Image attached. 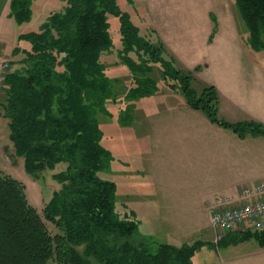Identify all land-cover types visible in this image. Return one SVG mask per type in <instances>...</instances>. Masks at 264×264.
<instances>
[{"label":"trees","instance_id":"1","mask_svg":"<svg viewBox=\"0 0 264 264\" xmlns=\"http://www.w3.org/2000/svg\"><path fill=\"white\" fill-rule=\"evenodd\" d=\"M34 1L11 0L10 15L17 23L31 21ZM63 1L37 29L20 33L22 43L14 53L22 56L7 76L4 114L30 174L39 178L59 163L66 167L53 174L61 187L44 206V215L29 201L21 180L0 175V264H47L50 259L59 264H193L203 241L178 246L145 238L132 213L118 210L116 182L98 175L113 158L101 144L96 119L113 93L101 58L115 44L109 15L120 19L118 55L132 74L129 98L154 94L159 85L153 73L159 68L169 87L180 90L190 106L240 137L264 135V123L223 119L218 89L210 85L198 93L191 71L176 66L159 35L154 42L118 0ZM234 1L250 45L264 50V0ZM47 221L58 231L52 232ZM257 236L264 245V231Z\"/></svg>","mask_w":264,"mask_h":264},{"label":"rangeland","instance_id":"2","mask_svg":"<svg viewBox=\"0 0 264 264\" xmlns=\"http://www.w3.org/2000/svg\"><path fill=\"white\" fill-rule=\"evenodd\" d=\"M118 3L130 14L133 22L142 31L146 34L149 32L154 42H157L156 34L159 35L167 51L169 50L168 54L174 58L175 65L183 70L191 71V83L198 93H201L206 86L214 85L218 89V86L238 80L234 77L235 80L231 79V76L239 65H250L243 71L245 75H240L244 76L240 78L239 84L248 90L251 84L253 85L256 75L250 72H253L254 64L260 60L264 61V50H255L249 45L250 43L248 44L247 26L234 0H118ZM36 4L38 10H35L34 17L21 28L37 29L44 15L60 10L64 1L40 0ZM41 4L47 7L42 15L39 11ZM109 16L115 44L112 51L103 53L101 58L106 65V73L112 81L113 93L105 101V107L97 111L96 119L103 133L101 144L111 151L113 158L107 166L98 171V175L112 181L121 177L119 180L122 188L118 191L119 198L116 197L118 210L122 214L131 212L138 223L137 215H141L140 233L150 241L157 239L159 242L174 244H182L186 241L184 243L190 244L197 239H210V244L203 242L196 250L193 264H231L232 257L237 256V253L259 251L264 247L259 237L231 235L219 246L218 243L226 236L216 242L215 230L206 221L203 223V228L172 226L165 230L152 227L148 219L142 218V215L147 212L124 210L126 206L131 207L132 197H135L133 196L135 191L133 190L132 161L137 162L143 158L152 159V157H155V161L158 160L164 154V140L159 137L156 142L160 144L159 148L154 149L150 147L151 143L147 137H140L143 129L147 128L142 115H147L146 112L139 115L142 108L139 102L141 98L136 101L127 96L132 85V74L118 55L122 45L120 19L113 14ZM216 26L217 30L214 32ZM150 29L153 31L150 32ZM14 61V59L11 60V69ZM247 71L250 72L247 73ZM153 75L158 80L157 91L170 89L167 87L169 86L167 79L163 77L159 68L155 69ZM5 102L3 92L0 98V175L10 174L21 180L25 184L29 201L44 215V206L53 197L55 190L61 187V184L53 178V174L64 169L66 164L59 163L54 169L44 170L39 178H35L26 170L25 158L18 155L10 138L9 117L4 114ZM152 106L155 107L156 102H153ZM226 107L219 105V114L223 119L232 121L235 116L229 114L231 111ZM240 113L242 112H238ZM135 117L138 118L135 119ZM122 159L131 164L121 165ZM178 162L184 163L180 158ZM154 169L160 168L155 166ZM47 223L52 232L58 231L54 223L50 221ZM214 238L215 241H213ZM248 257L250 258L247 264H264V258H258L255 254ZM47 264L59 263L50 259Z\"/></svg>","mask_w":264,"mask_h":264},{"label":"crops","instance_id":"3","mask_svg":"<svg viewBox=\"0 0 264 264\" xmlns=\"http://www.w3.org/2000/svg\"><path fill=\"white\" fill-rule=\"evenodd\" d=\"M37 1L40 0H35L32 5L33 17ZM46 8L40 5L41 15ZM10 11L11 0H0V51L11 60H17L22 56L14 53L15 47L22 43L19 35L30 29L21 28L28 22L17 23ZM260 62L253 65V72L247 71L256 75L249 90L239 82L245 75L243 71L250 65H239L231 76V79L238 80L218 86L219 105H227L226 108L231 111L229 114L235 116L232 122L258 120L264 123V61ZM169 88L139 101L142 105L139 115L146 112L147 116L142 117L148 125L140 137H147L150 147L154 149L159 148L160 144L156 142L160 137L164 140V154L156 161L155 157L132 161L135 197H132L131 207L126 206L124 210L147 212L142 218L148 219L154 228L202 227L205 221L210 223L211 210L218 197L236 203L242 198L244 186L264 179V135L248 134L242 138L232 129L212 122L203 110L190 106L180 90ZM153 102H156L155 107L152 106ZM179 158L184 163L178 162ZM130 164L122 159L121 165ZM155 166L160 169L155 170ZM120 178L115 181L117 199L118 191L122 188ZM137 216L140 223L141 215ZM259 233L250 226L236 228L218 244L220 246L231 235L258 237ZM197 240L207 244L211 242L210 239ZM153 241L159 242L157 239ZM254 254L264 258V247L259 251L237 253L232 257L233 261L230 260L231 264H247L248 255Z\"/></svg>","mask_w":264,"mask_h":264},{"label":"built area","instance_id":"4","mask_svg":"<svg viewBox=\"0 0 264 264\" xmlns=\"http://www.w3.org/2000/svg\"><path fill=\"white\" fill-rule=\"evenodd\" d=\"M11 71V60L0 51V98ZM241 200L232 203L218 197L211 210L210 224L216 233V242L236 228L264 231V180L256 181L241 190Z\"/></svg>","mask_w":264,"mask_h":264}]
</instances>
